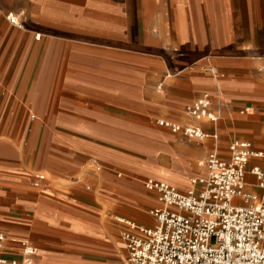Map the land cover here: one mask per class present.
<instances>
[{
    "label": "crops",
    "instance_id": "obj_1",
    "mask_svg": "<svg viewBox=\"0 0 264 264\" xmlns=\"http://www.w3.org/2000/svg\"><path fill=\"white\" fill-rule=\"evenodd\" d=\"M203 93L214 124L185 113ZM232 140L264 152V0H0V258L26 240L24 264H125V222L160 206L143 182L184 193Z\"/></svg>",
    "mask_w": 264,
    "mask_h": 264
},
{
    "label": "built area",
    "instance_id": "obj_2",
    "mask_svg": "<svg viewBox=\"0 0 264 264\" xmlns=\"http://www.w3.org/2000/svg\"><path fill=\"white\" fill-rule=\"evenodd\" d=\"M6 17L10 24L22 26L12 13ZM209 71L217 75L213 67ZM185 113L212 124L218 120L207 93L188 104ZM155 124L187 139L205 138L201 129L190 124L163 118ZM227 150L226 159L215 149L208 152L205 174L190 179L191 188L184 193L154 179L143 182L156 192L160 206L149 211L152 226L125 222L120 234L125 264H264V152L238 140H232ZM250 158L261 163L249 167ZM247 173L254 177L258 193L245 190ZM42 179L36 175L34 185ZM3 240L0 234V249ZM19 246V260L0 258V264H24L36 252L26 240Z\"/></svg>",
    "mask_w": 264,
    "mask_h": 264
},
{
    "label": "rangeland",
    "instance_id": "obj_3",
    "mask_svg": "<svg viewBox=\"0 0 264 264\" xmlns=\"http://www.w3.org/2000/svg\"><path fill=\"white\" fill-rule=\"evenodd\" d=\"M154 119H152V123L151 124H148L149 126H152V125H154ZM159 128V127H158ZM160 130H164V129H162V128H160ZM164 132H166V131H164ZM127 152L131 155V156H133V158H135L136 160H141V163H145L146 164V162H147V160H149V159H151V160H154V157H150V155H147V154H144L143 152H141L140 150H139V148H137V147H131L130 149H128L127 150ZM204 159V158H203ZM203 159H202V161H203ZM156 161H158V163H160V162H162L163 163V166L164 167H166V168H163L162 170H163V172L164 173H166L167 172V167H168V161H167V159H165L164 158V156H159L157 159H156ZM200 167V169H201V171L203 170V168H202V165L201 166H199ZM166 171V172H165ZM201 171L199 172V173H201ZM198 173V174H199ZM196 174V172L195 171H193V173H191V174H189L188 176H187V182H188V179H189V177H192V176H194ZM121 264H124V259L123 260H121Z\"/></svg>",
    "mask_w": 264,
    "mask_h": 264
}]
</instances>
